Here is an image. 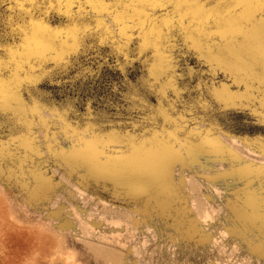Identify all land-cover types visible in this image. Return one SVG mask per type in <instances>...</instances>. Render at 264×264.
<instances>
[{
  "label": "rangeland",
  "instance_id": "rangeland-1",
  "mask_svg": "<svg viewBox=\"0 0 264 264\" xmlns=\"http://www.w3.org/2000/svg\"><path fill=\"white\" fill-rule=\"evenodd\" d=\"M231 7L0 0V264H264V34Z\"/></svg>",
  "mask_w": 264,
  "mask_h": 264
},
{
  "label": "snow or ice",
  "instance_id": "snow-or-ice-1",
  "mask_svg": "<svg viewBox=\"0 0 264 264\" xmlns=\"http://www.w3.org/2000/svg\"><path fill=\"white\" fill-rule=\"evenodd\" d=\"M39 0H33V3H37ZM162 3L163 0H160ZM170 2V0H169ZM213 3L217 2H227L234 5L228 9L229 12L236 14L242 18V23L245 30H258L264 34V0H259L257 5V0H212ZM247 4L248 9L244 11L243 5ZM159 6V5H158ZM167 7V4L164 5ZM2 38V37H0ZM15 38L14 33L9 30L8 40L11 41ZM0 51H3V44L0 43ZM125 83H129L125 81ZM131 86V84H130Z\"/></svg>",
  "mask_w": 264,
  "mask_h": 264
},
{
  "label": "bare ground",
  "instance_id": "bare-ground-1",
  "mask_svg": "<svg viewBox=\"0 0 264 264\" xmlns=\"http://www.w3.org/2000/svg\"><path fill=\"white\" fill-rule=\"evenodd\" d=\"M174 158V157H173ZM66 264H72V263H70L69 261H66Z\"/></svg>",
  "mask_w": 264,
  "mask_h": 264
}]
</instances>
